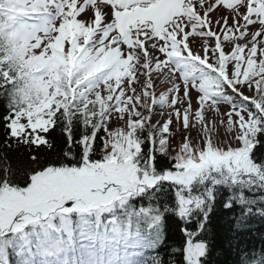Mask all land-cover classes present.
<instances>
[{
    "label": "snow or ice",
    "instance_id": "6c2138e0",
    "mask_svg": "<svg viewBox=\"0 0 264 264\" xmlns=\"http://www.w3.org/2000/svg\"><path fill=\"white\" fill-rule=\"evenodd\" d=\"M0 101L6 147L29 149L0 153V229L21 212L83 210L205 170L258 174L264 0H0ZM173 118L204 138L173 151ZM220 125L231 135L214 142Z\"/></svg>",
    "mask_w": 264,
    "mask_h": 264
},
{
    "label": "trees",
    "instance_id": "16d2710c",
    "mask_svg": "<svg viewBox=\"0 0 264 264\" xmlns=\"http://www.w3.org/2000/svg\"><path fill=\"white\" fill-rule=\"evenodd\" d=\"M5 114L4 102L0 101V153L29 151L24 145L17 147L15 141L11 142V148L6 147L3 122ZM50 131L54 135H62L59 129ZM45 135L46 138H50ZM35 150L36 146H33L32 151ZM168 166L164 164L157 168L162 170ZM173 193L169 184L162 183L158 190L152 191L150 195L164 214L162 240L157 249L159 264H190L184 250L185 234L182 232V225L203 240L204 254L200 257L199 264H257V262L264 264V256H258L264 254V210L257 211L256 215L260 211L263 215L255 217L252 223L244 222L242 208L238 209L233 203L231 206L227 205L228 194L218 186H214V199L206 219L202 212L195 215V222L188 224L173 215L172 211L176 210Z\"/></svg>",
    "mask_w": 264,
    "mask_h": 264
},
{
    "label": "rangeland",
    "instance_id": "374dc122",
    "mask_svg": "<svg viewBox=\"0 0 264 264\" xmlns=\"http://www.w3.org/2000/svg\"><path fill=\"white\" fill-rule=\"evenodd\" d=\"M168 86H170V85H168ZM117 116H118V114H117ZM190 119L194 123V117H191ZM109 124L112 125L113 128L114 127H117V126H122V125H115V124H113L112 120L109 121ZM176 125H177V122L175 121V118H173V122L170 125L171 126V133L172 134L169 136V138L171 140V144L174 147H176L177 144H180L182 142V137L184 135H190V137H191V139L189 141L190 143H192V142H195L197 144L200 143V140L199 139H196L197 132H199L201 138H204V136H203V128L200 127V126H195L193 128V131L189 134V133H186V132L183 131L182 124H181V126L179 128H177ZM221 131L223 132V134L225 136H229L230 137L231 134L228 133V130H227L226 126L220 125L219 127L212 129L211 136H212V139H213L214 142H216L219 139L218 133L221 132Z\"/></svg>",
    "mask_w": 264,
    "mask_h": 264
},
{
    "label": "bare ground",
    "instance_id": "6f19581e",
    "mask_svg": "<svg viewBox=\"0 0 264 264\" xmlns=\"http://www.w3.org/2000/svg\"><path fill=\"white\" fill-rule=\"evenodd\" d=\"M262 215H263V212H260L255 216H244L243 215L242 219L244 220V222L252 223L255 217L262 216ZM258 256H264V254H259Z\"/></svg>",
    "mask_w": 264,
    "mask_h": 264
}]
</instances>
